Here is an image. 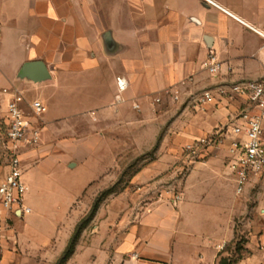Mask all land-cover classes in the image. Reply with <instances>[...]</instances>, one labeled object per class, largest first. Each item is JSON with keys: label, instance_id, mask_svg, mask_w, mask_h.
Listing matches in <instances>:
<instances>
[{"label": "crops", "instance_id": "obj_1", "mask_svg": "<svg viewBox=\"0 0 264 264\" xmlns=\"http://www.w3.org/2000/svg\"><path fill=\"white\" fill-rule=\"evenodd\" d=\"M262 35L264 0H0V162L2 119L10 93L17 91L25 111L33 101L44 107L37 119L39 143L19 149L22 177L39 163L76 168L89 160L94 176L85 188L96 182L106 186L117 157L129 154L130 140L137 144L133 151L146 150L168 123L164 140L185 144L223 126L244 108L240 97L198 107L188 95L222 82L264 77ZM210 53L220 63L215 77L201 67ZM32 62L46 69L41 81L22 72ZM117 77L127 84L122 93L117 91ZM169 89L180 93L177 101L164 95ZM261 138L264 143V119ZM226 147L206 149L193 164L184 163L180 155L181 169L187 168L178 202L172 204V197H148L131 221L127 218L131 210L125 214L121 225L127 224L126 229L115 233L114 244L111 238L95 253L89 247L84 258L81 237L72 260L79 264L231 261L224 246L234 237V220L248 189L261 182L259 176L251 178L244 192L236 195ZM162 148L155 164L163 161V155L172 165L177 152ZM158 172L154 165L132 182ZM261 214L244 254H237L233 264H264V211ZM69 235L58 240L59 252ZM50 240L49 235L40 243Z\"/></svg>", "mask_w": 264, "mask_h": 264}, {"label": "rangeland", "instance_id": "obj_2", "mask_svg": "<svg viewBox=\"0 0 264 264\" xmlns=\"http://www.w3.org/2000/svg\"><path fill=\"white\" fill-rule=\"evenodd\" d=\"M167 126L168 123L162 127L152 147L146 150L133 151L137 144L130 140L129 154L117 157V165L107 173L110 182L106 186L96 182L85 188L84 184L94 176L95 167L89 160L76 168H67L62 164L45 166L44 163H39L28 169L23 180L29 188L26 206L29 207L30 214L21 221H14L12 225L14 238L12 240L10 237L7 242L9 255L6 264H54L63 251L59 252L58 240L72 233L75 224L89 211L94 198L105 189H110L112 193L101 203L103 206L99 215H95L80 235V256L84 258H87L89 247L95 253L104 249L111 238L114 239V244L117 238L115 233L119 234L126 229L127 224L121 225L125 214L131 210L127 217L131 221L134 213L148 201V197L170 198L178 195L187 168L181 169L180 155L184 144L175 145L170 140H164ZM116 146L120 147V141ZM145 146L148 144L145 143ZM159 148L163 152L170 148L177 152L174 154L177 159L172 165L164 160L166 158L163 155L160 157L163 161L155 164ZM154 165L159 171L157 175L140 182H132L139 173ZM259 182L261 185L248 189L241 213L234 220V237L224 246L230 260H234L237 254H244V246L250 238L249 233L260 222L261 212L264 211V173L259 176ZM229 191L227 186L224 192L228 195ZM49 235V244L42 245L40 241ZM35 245L39 246L36 248L38 252L30 250ZM72 256L66 264H79L72 260Z\"/></svg>", "mask_w": 264, "mask_h": 264}, {"label": "built area", "instance_id": "obj_3", "mask_svg": "<svg viewBox=\"0 0 264 264\" xmlns=\"http://www.w3.org/2000/svg\"><path fill=\"white\" fill-rule=\"evenodd\" d=\"M264 39V35H262ZM202 69L211 77L220 70V63L210 53L201 63ZM117 91L122 93L127 84L122 77L115 79ZM4 93L9 91L3 90ZM2 124L4 127V155L0 162V264L7 252V242L14 238L12 225L30 213L24 203L27 192L22 177L19 158L21 146L34 147L39 143L41 127L37 119L44 112L38 101H33L25 111L21 105L23 96L10 93ZM172 101H177L180 93L169 89L164 91ZM195 106L210 102L240 97L245 100L244 108L226 124L199 138L191 139L182 146L181 156L186 164L195 163L203 151L218 149L226 145L227 167L233 175L234 192H244L249 180L264 173V143L261 138V122L264 119V77L255 80L222 82L188 95ZM155 102L160 99L156 98ZM178 195L172 196V204L178 202Z\"/></svg>", "mask_w": 264, "mask_h": 264}, {"label": "trees", "instance_id": "obj_4", "mask_svg": "<svg viewBox=\"0 0 264 264\" xmlns=\"http://www.w3.org/2000/svg\"><path fill=\"white\" fill-rule=\"evenodd\" d=\"M110 189H105L102 192H100L93 200L92 205L90 206L89 211L86 213V215L80 219L74 226L72 233L69 236V239L55 261L54 264H66V262L70 259V257L73 255L75 247L77 245V242L80 238L81 233L84 231V229L90 224V222L94 219L96 212L100 206V204L103 202V200L108 197L111 194ZM238 253V252H236ZM233 260L227 261L225 259H220L218 264H233Z\"/></svg>", "mask_w": 264, "mask_h": 264}, {"label": "water", "instance_id": "obj_5", "mask_svg": "<svg viewBox=\"0 0 264 264\" xmlns=\"http://www.w3.org/2000/svg\"><path fill=\"white\" fill-rule=\"evenodd\" d=\"M22 72L29 73L32 81H41L47 75L44 65L40 62L25 64L22 67Z\"/></svg>", "mask_w": 264, "mask_h": 264}]
</instances>
